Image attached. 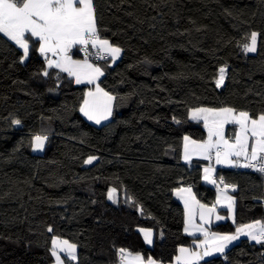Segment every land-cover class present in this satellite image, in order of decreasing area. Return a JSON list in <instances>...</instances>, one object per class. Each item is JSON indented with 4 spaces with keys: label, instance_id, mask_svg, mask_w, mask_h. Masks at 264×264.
Wrapping results in <instances>:
<instances>
[{
    "label": "trees",
    "instance_id": "16d2710c",
    "mask_svg": "<svg viewBox=\"0 0 264 264\" xmlns=\"http://www.w3.org/2000/svg\"><path fill=\"white\" fill-rule=\"evenodd\" d=\"M93 4L100 38L121 49L112 65L88 56L103 70L99 85L116 97L100 125L80 113L87 85L48 68L34 39L22 59L23 50L0 33V264H52L53 237L76 245V261L63 257V264H116L121 248L171 263L180 246H192L173 189L189 187L205 205L215 201V187L201 179L204 161L180 158L184 136L205 137L189 111L264 113V0ZM252 32L257 50L249 53L243 45ZM87 52L75 46L71 55ZM35 135L47 136L40 153ZM219 178L234 185L235 220L212 230L230 233L264 219L262 174L220 168ZM139 228L152 230L150 246ZM199 262L264 264V244L241 237Z\"/></svg>",
    "mask_w": 264,
    "mask_h": 264
},
{
    "label": "snow or ice",
    "instance_id": "6c2138e0",
    "mask_svg": "<svg viewBox=\"0 0 264 264\" xmlns=\"http://www.w3.org/2000/svg\"><path fill=\"white\" fill-rule=\"evenodd\" d=\"M0 33L23 50L22 59L28 57L30 41L34 39L39 44L38 51L45 58L47 67L58 68L69 76L75 77L77 84H95L104 73L100 67L89 63L87 57L83 61L74 60L71 52L75 46L79 45L82 51L87 52L88 46L91 45L97 49L98 53L110 56L113 61L121 53L119 47L113 46L107 39L100 38L93 0H0ZM257 35L256 32L251 33L250 43L243 45L245 52L257 50ZM49 53L56 59H50ZM219 72L217 87L223 83L225 69L221 68ZM43 74L47 76L49 73L45 70ZM115 99L116 97L96 84L94 90L89 89L84 94L80 111L89 120H95L99 124L101 120H106L112 115ZM190 116L193 120L202 119L204 121V126L208 129V139L203 143H198L194 140L189 141V138L185 136V159H188L191 144V152L203 155L205 159H211V154L215 151L217 164L224 163L249 168L264 175V113L257 118H252L248 112L237 113L233 108H196L191 111ZM210 117L211 124L209 123ZM13 123L19 125L21 121L14 120ZM225 124L238 126L239 130L235 132L234 141L225 138ZM46 140V135H35L33 137L34 148L42 149ZM93 159L95 157H90L86 163H91ZM204 171L205 180L215 184L216 181L208 175L210 168H205ZM220 182L223 183V179ZM114 191L115 189L109 193L110 199ZM175 192L184 200L185 232L193 234L190 229L196 228L205 236V240L198 246L211 244V248L206 247L203 253L180 248L179 251L182 254H188L185 257V264H191V260H198L201 256L211 255L212 251L223 252L228 244L241 234L248 236L258 244H264V224L260 221L238 226L235 235L218 233L209 235L202 226L195 225L196 212L190 207L189 199L199 206V217L202 223L210 221L211 215L215 212V206L208 207L200 204L195 196L191 195L190 188H177ZM183 193H187L188 196L182 195ZM224 198L229 201L227 206L231 209L232 197L225 196ZM220 199L221 196H218L217 203ZM221 218L217 216V219ZM140 231L144 233V239L151 243V231L146 229ZM52 246V255L56 257L57 264H63L57 251L58 248L59 252L66 253V258L76 259V245L66 240L53 238ZM119 256L121 264H125V261L127 264H144L142 256L138 254L133 256L123 248L119 249ZM177 259L181 258L177 257ZM147 264H156V262L149 258Z\"/></svg>",
    "mask_w": 264,
    "mask_h": 264
},
{
    "label": "crops",
    "instance_id": "0c3cea01",
    "mask_svg": "<svg viewBox=\"0 0 264 264\" xmlns=\"http://www.w3.org/2000/svg\"><path fill=\"white\" fill-rule=\"evenodd\" d=\"M90 47H92L91 45H89ZM77 47L81 50V46H79V45H77ZM38 48H39V44H38ZM96 49V48H95ZM48 56H49V58L50 59H56V57H53L52 55H51V53H49L48 54ZM120 57V55L116 58V60H112V58L110 57L109 58V64L110 65H112V64H114L117 60H118V58ZM44 58V57H43ZM72 58L74 59V60H81V61H83L86 57H80V56H76V57H74V56H72ZM45 59V58H44ZM88 59V58H87ZM45 62H46V60H45ZM88 62L89 63H92V64H94V65H96V66H98V67H100L99 65H97V64H95V63H93L91 60H89L88 59ZM46 65H47V62H46ZM101 68V67H100ZM102 69V68H101ZM103 71V70H102ZM101 77V76H100ZM100 77H99V79H100ZM73 78V80H74V82H75V77H72ZM99 79L95 82V84H87V83H81V84H78V85H87V88H86V90H85V93L89 90V89H92V90H94L95 89V85L96 84H99ZM76 83V82H75ZM77 84V83H76ZM100 86V85H99ZM101 87V86H100ZM102 88V87H101ZM84 93V94H85ZM83 100H84V97H83ZM83 100H82V103H81V105H80V107L82 106V104H83ZM194 109H196V108H194ZM214 109V108H213ZM219 109V108H218ZM193 109H191L190 111H189V117L191 118V116H190V113H191V111H192ZM80 113H81V115L86 119V120H88L90 123H92V124H95V125H100V124H102V123H104V122H106L108 119H106V120H101L100 121V123L99 124H97L96 122H95V120H89L88 119V117L87 116H85L81 111H80ZM238 113V112H237ZM258 117V116H257ZM257 117H255V118H257ZM201 122H202V124H203V127H204V129H205V137H204V139L203 140H194V139H192V138H190V137H188L189 138V141H192V140H194V141H197L198 143H203L204 141H206L207 139H208V129L204 126V121L201 119L200 120ZM209 123L211 124V117H210V120H209ZM229 126H230V128H229ZM229 128V129H228ZM239 130V128H238V126L237 125H234V124H225L224 125V136H225V138L226 139H228V140H230V141H234V139H235V132H237ZM230 132V133H229ZM185 137V136H184ZM184 137H183V139H182V144H181V155H180V158H181V161L182 162H184V163H186V164H190L193 160H201V161H204V164H203V166H202V181L205 183V184H207V185H210V186H214L215 187V201H214V203L212 204V205H207L208 207H213V206H215V212L211 215V218H210V221L209 222H206V223H202L201 222V220H200V217H199V212H200V209H199V206L198 205H196L193 201H191V199H189V204H190V207L196 212V216H195V225L197 226V227H203V229L206 231V232H208L209 233V235H211L212 233H218V234H221V235H223V234H231V235H235L236 234V229H237V227L238 226H240V225H237L236 227H235V230L233 231V232H230V233H220V232H216L215 230H212L211 229V227L214 225V224H216V223H220V222H224V221H229V222H234V220H235V200H234V197H233V195H232V193H231V191L233 190V189H228L227 187H224V186H221L220 184H219V182L216 180V171L218 170V169H220V168H224V169H242V167H235V166H232V165H230V164H224V163H222V164H217L216 163V160H215V151H213L212 152V154H211V159H205L204 158V156L203 155H200V154H198V153H193V152H191V144L189 145V148H190V153H189V156H188V159H185V151H184V143H185V141H184ZM215 139V138H214ZM44 148V147H43ZM43 148H42V150H43ZM33 150H34V146H33ZM35 151V150H34ZM41 152V151H40ZM39 152V153H40ZM233 159H235V158H233ZM88 160V159H87ZM86 160V161H87ZM93 161V160H92ZM205 168H210V172L208 173V175L210 176V178L211 179H214L215 181H216V183L215 184H213V183H210L208 180H205ZM263 176V191H264V175H262ZM179 188H189V187H179ZM175 189H177V188H175ZM175 189H173V191H172V194H173V196H174V198L176 199V200H178L181 204H182V206H183V212H184V222H183V228H182V231H183V233L185 234V235H187V236H189V237H191L192 238V246H180L179 248H178V250H177V254L175 255V257H174V259H173V261L171 262V263H169V264H185V257H187L188 256V254H182L179 250H180V248H188L191 252H198V253H203L204 251H205V249H206V247L207 248H211V244H209V245H207V246H198V245H201V242L202 241H204L205 240V236H204V234L201 232V231H198V230H196V228H192V229H190V231L193 233V234H189L188 232H185V230H184V228H185V211H186V209H185V204H184V200L183 199H181L177 194H176V192H175ZM191 189V188H190ZM182 195H184V196H188V194L187 193H183ZM191 195H193V196H195L194 195V193H193V191H192V189H191ZM218 196H221V199H220V201H219V203H217V197ZM225 196H228V197H232V208H233V206H234V214H233V212H232V208L231 209H229L228 208V203H229V201L227 200V199H225L224 197ZM195 199L197 200V198L195 197ZM200 204H203V203H201L200 202ZM205 205V204H204ZM217 216H220V217H222L221 219H217ZM206 219H207V217H206ZM262 224H264V219L263 220H261L260 221ZM252 223H254V222H251V223H247V224H252ZM247 224H242V225H247ZM140 233H141V235H142V237L144 236V233L143 232H141L140 231ZM152 237H153V234H152V236H151V243H148L144 238V240H145V243L147 244V245H151L152 244ZM241 237H246V238H248V239H250L248 236H246V235H243V234H241V235H239L238 236V238L236 239V240H234V241H232L230 244H228V246L224 249V251L228 248V247H230L234 242H236L239 238H241ZM56 238H58V237H56ZM59 240H61V241H64V239H61V238H58ZM52 240H53V238L51 239V245H52ZM251 240V239H250ZM253 241V240H252ZM71 244V243H70ZM53 247V246H52ZM57 251H58V254L60 255V257H61V260L63 261V257H66V253H63V252H59V248L57 249ZM77 250H75V255H76V259H77ZM222 252H216V251H212V253H211V255H207V256H201V258L200 259H198V260H191V262L192 261H202V260H204V259H206V258H209V257H211V256H215V255H218V254H221ZM133 254V256H135V255H137V254H134V253H132ZM138 255H140V254H138ZM53 256V255H52ZM141 256V255H140ZM177 257H180L181 259H177ZM70 259V258H69ZM76 259L75 260H72V261H76ZM148 259L149 258H143V260H144V264H147V261H148ZM152 259V258H151ZM152 260H154V259H152ZM155 261V260H154ZM156 262V264H158L157 263V261H155ZM52 264H57V262H56V257H54L53 256V262H52ZM116 264H121V260L119 261V262H117ZM125 264H127V261H125Z\"/></svg>",
    "mask_w": 264,
    "mask_h": 264
},
{
    "label": "built area",
    "instance_id": "2783aa9c",
    "mask_svg": "<svg viewBox=\"0 0 264 264\" xmlns=\"http://www.w3.org/2000/svg\"><path fill=\"white\" fill-rule=\"evenodd\" d=\"M93 49H95V48H93ZM93 49H91V51H88V52H90V54H89L88 52L85 53V57L88 58V56L92 54V55H95L96 58H99V59H101V60H107V59L110 58V56H106L104 53H98V52H97V49H95V50H93ZM102 56H103L104 58H101ZM88 59H89V58H88ZM242 169H244V170H248V171H251V172H256V171H254L253 169H249V168H243V167H242ZM221 179H223V178H219V180H218V182H219V184H220L221 186H224V187L227 186L228 189H233V188H234V185H233V184L226 183L224 180H223V183H221V182H220ZM260 203H261V207L264 209V191H263V196H262V198L260 199ZM120 260H121V259H120V256H119V254H118V262H119ZM191 264H202V263H200L199 261H192Z\"/></svg>",
    "mask_w": 264,
    "mask_h": 264
},
{
    "label": "rangeland",
    "instance_id": "374dc122",
    "mask_svg": "<svg viewBox=\"0 0 264 264\" xmlns=\"http://www.w3.org/2000/svg\"><path fill=\"white\" fill-rule=\"evenodd\" d=\"M249 43H250V40H249ZM249 53H254V52H249ZM34 150H35V152H42V149H35L34 148ZM232 212H233V214H234V206H233V208H232ZM141 229H146V230H150L151 231V233H152V230L151 229H149V228H139V231L141 230ZM53 238H56V237H53ZM143 238H144V236H143ZM58 239V238H57ZM150 246V245H149Z\"/></svg>",
    "mask_w": 264,
    "mask_h": 264
}]
</instances>
